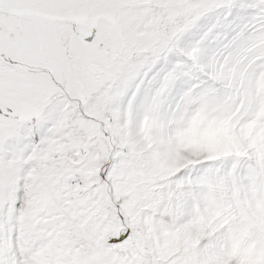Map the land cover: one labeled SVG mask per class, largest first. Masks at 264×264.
I'll return each instance as SVG.
<instances>
[{
    "label": "snow or ice",
    "instance_id": "snow-or-ice-1",
    "mask_svg": "<svg viewBox=\"0 0 264 264\" xmlns=\"http://www.w3.org/2000/svg\"><path fill=\"white\" fill-rule=\"evenodd\" d=\"M262 81L264 0H0V264H264Z\"/></svg>",
    "mask_w": 264,
    "mask_h": 264
},
{
    "label": "rangeland",
    "instance_id": "rangeland-1",
    "mask_svg": "<svg viewBox=\"0 0 264 264\" xmlns=\"http://www.w3.org/2000/svg\"><path fill=\"white\" fill-rule=\"evenodd\" d=\"M260 87H262V88H264V81H262L261 83H260ZM202 117H198L197 118V122L199 123V126L201 125V121H202ZM200 120V121H199ZM199 129H200V135H201V137H202V139L203 140H207V141H215V140H217L222 134H224L225 133V129H223V128H219V127H214V126H212L211 124L207 127V128H205V129H203V130H201V127H199ZM189 132V131H188ZM188 134V133H187ZM186 138V137H185ZM186 140H187V142H188V139L186 138ZM180 242V236L179 235H177V236H175L173 239H172V241H170V243L171 244H173V245H175V244H178ZM240 251V249H239V246H237V248L236 249H234V254H236L237 252H239Z\"/></svg>",
    "mask_w": 264,
    "mask_h": 264
},
{
    "label": "bare ground",
    "instance_id": "bare-ground-1",
    "mask_svg": "<svg viewBox=\"0 0 264 264\" xmlns=\"http://www.w3.org/2000/svg\"><path fill=\"white\" fill-rule=\"evenodd\" d=\"M199 127H200L199 123L197 122V119H196L193 122L192 128L189 130L188 134H186V138L188 139L189 144H193V145L198 144L201 140H203L200 135Z\"/></svg>",
    "mask_w": 264,
    "mask_h": 264
}]
</instances>
